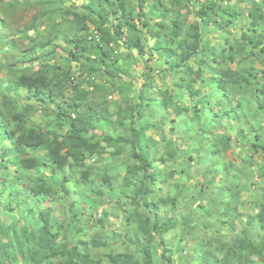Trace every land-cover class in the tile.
I'll return each mask as SVG.
<instances>
[{
    "label": "trees",
    "instance_id": "16d2710c",
    "mask_svg": "<svg viewBox=\"0 0 264 264\" xmlns=\"http://www.w3.org/2000/svg\"><path fill=\"white\" fill-rule=\"evenodd\" d=\"M7 3L0 14V64L9 74L6 84L0 78V264H173L167 236L179 227L194 242L186 264H264L257 182L264 162L226 159L244 147L264 160V0ZM19 8L36 11L12 31ZM17 41L16 53L2 51ZM178 92L187 104L174 102ZM37 109L39 120L29 115ZM165 121L175 165L190 151L206 160L192 190L185 185L173 197L156 192V163L164 158L147 135L162 134ZM106 153L125 168L113 207L111 180L93 168ZM166 170L168 178L185 173ZM244 188L256 196L246 216L238 210ZM202 203L207 211L197 217ZM106 205L125 216L114 223L118 231ZM209 231L219 236L205 237Z\"/></svg>",
    "mask_w": 264,
    "mask_h": 264
},
{
    "label": "rangeland",
    "instance_id": "374dc122",
    "mask_svg": "<svg viewBox=\"0 0 264 264\" xmlns=\"http://www.w3.org/2000/svg\"><path fill=\"white\" fill-rule=\"evenodd\" d=\"M8 1L10 0H2L0 1V14L2 15L8 7ZM23 1V0H22ZM2 3H4V6L2 7ZM35 9L31 8L27 11H24L23 8H19V10H17L12 18V22L10 24V28L12 31H14V29H18L20 27V25H23L24 23L28 22L33 15L35 14ZM22 17L21 20H19L18 18ZM191 18H189V20H191ZM18 22V23H15ZM239 33V31L237 32V34ZM22 47V45L20 44V42L17 41V43L15 45H13L12 49H7V48H3L2 51L6 52V53H10V54H14L16 53V51ZM122 51V50H121ZM0 63L4 64L5 61L3 59H1L0 56ZM231 68L235 69V70H239L240 65L239 63H234L231 65ZM7 75V73L5 72V70L3 69V67L0 64V78L4 79L3 80V84H6L5 81H7V79L5 80V76ZM9 75V74H8ZM7 75V76H8ZM8 78V77H7ZM10 79H8L9 81ZM170 86V81H167V86ZM165 84L164 83H158V84H154V89H164L165 88ZM117 96V95H115ZM173 100L174 102L177 103H181L183 102L184 104L188 103L187 99H185L181 93H175L173 94ZM152 108H157L158 114L157 116H161L162 112H161V107L159 106V103L155 102L151 105ZM110 111H113V109L111 108ZM44 113V111H42L41 109H37L34 112L29 111V115L32 116L33 115V119L35 120H39V116ZM170 128L171 125L169 124L168 121H165L163 123V127H162V134H160L159 132H155V131H150L147 135H149L152 139H153V143H158V145L156 147H158V151L157 153H159L160 155L163 156L164 161L163 162H157L156 166L158 167V169L161 171V176L160 178V182H158L157 186H156V192L163 195L164 197H173L175 195H177L181 190H183L185 188V185L187 186L188 190H192V186H194L195 184H197L196 182L198 180H200L201 177H203L199 171L200 167H202L204 165V163L206 162V160H198L197 157L192 153L191 151L189 152L187 150V148L185 146H180L179 147V151H187L189 152L188 155L191 154V158H193V162L194 164L192 165V162L189 161L186 157H180L179 161L177 162L178 164H174V162L169 158V156L167 155V149H166V143L167 141H171L172 140V136L170 134ZM193 128L196 127L193 126ZM64 130L63 129H59L58 133L59 135L64 134ZM164 138V139H163ZM154 146V144L152 145ZM150 154L153 156L155 153L154 147H150L149 148ZM238 156L235 155H226V159L227 160H232L233 162H235L236 164L238 163L239 158L240 159H250L256 162L257 166L263 165V158H262V153H255V152H251L247 149H245L244 147H241L238 150ZM124 161H126L128 159V156L125 155L123 156ZM89 162V163H88ZM87 163L90 165H93L95 163V160H90ZM128 162V161H127ZM129 164V162H128ZM167 166H172L174 171H180V168H184L185 169V173H182V175H178L176 174L173 177L168 178L166 176V168ZM257 166H254L253 169H257ZM93 168H96L97 171H99L100 173L103 171L106 173L107 178L111 180L112 184H113V188L119 189L118 187L122 184V179L124 177L125 174V168L123 165H120L119 162L113 160L111 158V156L106 153L102 160L98 163H95V165L93 166ZM102 174V173H101ZM234 175V173H233ZM238 175H234V177H237ZM166 179V180H165ZM233 183H236L235 179H232ZM258 182V186L259 187H263L264 188V178L257 180ZM204 185H207L205 181H203ZM80 186V185H79ZM203 188V187H202ZM84 190V191H83ZM207 188H203V191H207ZM83 192H87V187L83 186L82 189ZM115 194V198H109L107 199L109 202H111V206L113 207L115 206V204L117 202H115V199H119L122 200V193L114 191ZM113 192V193H114ZM105 195H108V192H105ZM255 197L253 194H251L249 191L242 189L241 190V200L239 202L238 205V210L239 212L243 215L246 216L248 213H252L254 211V208H251V204L252 202L255 200ZM78 198H81V196H79ZM82 199V198H81ZM81 199H78V201H81ZM118 200V201H119ZM110 207L108 208V206L106 205V207L104 206V210L106 211L107 214L112 216H116V220L114 219H110L109 222L112 223V230H116L118 231V229L115 228L114 223L116 224L115 221H117V218H122V220H124L123 218H125V216H123L120 212H116L114 209H110ZM194 208V207H193ZM180 217L186 215V211H185V207H181L180 209ZM207 211L206 205L204 203H202L200 205V207L196 208L195 210V214L198 215L197 217H199V215L203 214V213H199V212H203ZM165 216L166 215H170V210L169 208H164L163 210ZM191 215H192V209H191ZM199 228V227H198ZM200 230V229H199ZM239 230V226H236V231ZM120 234V233H119ZM205 237H217L219 236L216 233H213L212 231L206 232L204 234ZM167 243L171 245L172 247V251H173V264H186L187 262L185 261V258H190L192 257V248L194 246V242L192 239H188V240H184L181 237V229L180 227L173 230L172 232H170V234H168L167 236Z\"/></svg>",
    "mask_w": 264,
    "mask_h": 264
}]
</instances>
